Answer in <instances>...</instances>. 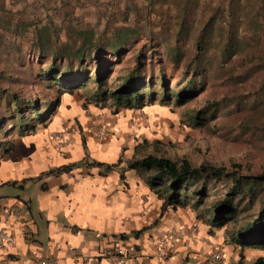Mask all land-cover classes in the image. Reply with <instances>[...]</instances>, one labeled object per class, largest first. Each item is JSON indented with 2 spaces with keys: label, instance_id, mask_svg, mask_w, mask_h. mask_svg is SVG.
<instances>
[{
  "label": "crops",
  "instance_id": "obj_1",
  "mask_svg": "<svg viewBox=\"0 0 264 264\" xmlns=\"http://www.w3.org/2000/svg\"><path fill=\"white\" fill-rule=\"evenodd\" d=\"M178 1L0 0V18L7 21L6 32L24 25L32 33V27L48 24L111 39L124 28L163 31L167 25L160 23ZM82 104L77 93L62 94L50 122L13 137L12 151L0 158V227L15 239L0 248V264H39L41 257L45 264H108L98 251L115 240L129 256L126 264H204L219 247L225 264L232 256L222 228L210 230L186 207L163 206L146 183L147 173L126 167L136 143L131 131L140 133L129 114L144 110L111 114L108 105ZM73 162L78 165L68 172L42 175ZM15 187L28 189L27 196ZM160 249L167 254L158 256ZM259 250L243 253L263 256Z\"/></svg>",
  "mask_w": 264,
  "mask_h": 264
},
{
  "label": "trees",
  "instance_id": "obj_2",
  "mask_svg": "<svg viewBox=\"0 0 264 264\" xmlns=\"http://www.w3.org/2000/svg\"><path fill=\"white\" fill-rule=\"evenodd\" d=\"M180 1L185 0H179V4ZM232 2L229 0V5ZM222 7L217 6L204 19L188 46L185 40L194 25L184 19L192 17L194 11L187 16L179 11L173 38L166 36L168 30L143 34L134 28L119 30L111 39L93 38L87 30L48 24L32 27V33L18 24L6 32L7 21L0 18V136L4 137L0 139V158L12 151L13 137L31 134L50 122L62 94L77 93L83 106L108 105L111 114L141 109L155 99L160 104L172 100L179 104L204 88L207 71L212 68L218 69L231 82V90L234 89L247 76L234 73L231 59L244 52L250 43L239 37L240 23L234 20V9L224 15ZM220 16L227 21L216 27L214 17ZM254 28L259 29L258 25ZM138 44L131 55V64L114 72L113 68L122 63L123 54ZM257 57L261 62L256 67L263 68L264 55ZM250 59L247 53L246 60ZM174 71L178 75L168 77ZM22 72L29 73V78L18 76ZM19 81L39 83L52 91L54 97L48 98L43 91L40 98L32 97L28 90L21 89ZM258 91L254 94L264 96V85ZM244 110L253 114L244 116L236 126L224 123L223 119L210 124L223 114L231 118ZM255 110L253 101L247 104L241 95L231 93L186 110L181 121L193 128L204 126L209 132L228 127L226 130L234 131L236 139L261 130L260 122L255 121ZM147 146L142 139L136 146L141 155L127 161L126 167L147 173L146 183L163 206L188 207L209 229L235 221L237 227L227 233L228 243L240 251L264 249V166L255 171L249 161L194 164L188 157L172 158L149 152ZM91 164L101 165L94 160ZM77 165V162L63 164L42 175L68 172ZM111 166L105 164V168ZM253 264H264V257H257Z\"/></svg>",
  "mask_w": 264,
  "mask_h": 264
},
{
  "label": "rangeland",
  "instance_id": "obj_3",
  "mask_svg": "<svg viewBox=\"0 0 264 264\" xmlns=\"http://www.w3.org/2000/svg\"><path fill=\"white\" fill-rule=\"evenodd\" d=\"M212 2L214 5H207V0H185L180 1V4L176 3L174 9L171 6L170 19L166 18L167 20L160 23L161 25H167L163 30L164 32L168 30V32H166L167 34L163 33L169 38H173L175 17L178 15L179 11L180 15L185 13L184 15L186 16L189 11H194L195 13H193L192 17H186V19H184L186 21H191L194 25L192 27V32L189 33L185 40L188 46L192 42V38L196 33L195 31L201 26L204 19L213 14L212 12L216 10L215 8H217V6H223L221 10L224 15L229 9H234L233 11L236 12L234 14V20L240 23L239 28L241 31L239 37L249 40L250 45L244 52L235 54L231 62L235 67L234 73H241L247 77L243 81H238L234 89L231 90V82L226 81L225 77L220 74L218 69L212 68L211 71H207L208 76L204 88L193 94L192 97L188 96L179 104H175L173 100L166 104H160L158 99H155L151 104H146L141 108L144 111L129 114L130 118L133 117L134 121H131H133V124H136V128L140 130V133L138 134L139 131L132 129V134L137 133L132 136L133 141L136 143H133L130 155L125 159V162L141 155V151L137 150L136 146L144 139L147 142L148 146L146 149L149 152H158L172 158L176 156L188 157L194 164L202 161L211 164H223L229 161L241 163L249 161L255 171L264 166V129H262V127H264V96L261 95L262 93L259 95L254 94L255 91L259 90L260 86L264 85V67H256L257 62H261L257 56L260 54L264 55V0H233L231 4L234 7L229 5V0H212ZM206 6H209V8L204 9ZM214 20L216 21V27H222L224 26V22L227 21V18L225 19V16H220L214 17ZM255 25H258V30L254 28ZM159 28L161 29L162 27ZM157 37H161L160 34H158ZM139 44L123 54L122 63L113 68L114 72L122 71L131 64V55L135 52ZM247 53L251 55L250 61L246 60ZM167 72H169V69H167ZM22 73L23 74H19L18 76L29 78V73ZM178 73V71H174L171 75L166 74L168 77H175ZM18 83L21 89L28 90L32 97L38 96L40 98V93L42 91L47 93L48 98L53 99L54 97L52 91L48 88L39 86V83H25L23 81H19ZM170 83L171 82L168 81V86H170ZM231 93L241 95V98L244 99L247 104L251 101L255 103V121H257V123L260 122V131H257L253 135L245 134L233 139L234 131L229 132L226 130L228 127L220 129L215 128L213 132H209L204 126L193 128L182 123L186 110L196 108L210 98H220ZM109 112L111 113V111ZM252 114L253 111L250 110L239 112L231 118H226L227 116L223 114L210 124H217L223 119L224 123H231V125L236 126L244 116ZM138 124L140 126H138ZM1 138L4 137L0 136V139ZM4 140H6V138ZM39 183L40 180L36 182V185L38 186ZM31 185L35 186L33 182ZM29 187L31 186L29 185ZM7 188L11 187L9 186ZM14 190L18 192L20 196H27L28 189L25 192L15 187ZM35 190L32 189L30 190L31 192H28L34 193ZM33 196L34 194L32 197ZM193 213L195 216V212ZM195 219L198 218L195 217ZM198 220H200V218ZM236 227L237 222L235 221L221 227L222 238L224 242L226 241L227 244L230 245V255L232 256L229 260H225V264H253V261L257 257H264V249H260L256 252L257 254H263V256L249 257L247 254L248 251L243 253V250L240 251L238 247L228 243L227 233ZM219 251L222 255L220 247Z\"/></svg>",
  "mask_w": 264,
  "mask_h": 264
},
{
  "label": "built area",
  "instance_id": "obj_4",
  "mask_svg": "<svg viewBox=\"0 0 264 264\" xmlns=\"http://www.w3.org/2000/svg\"><path fill=\"white\" fill-rule=\"evenodd\" d=\"M15 242L14 237L4 227H0V248H7L12 246ZM158 256H165L166 250L160 249L156 252ZM98 257L103 259L108 264H126L129 256L120 247L118 241H113L111 245L106 246L98 251ZM222 255L218 249H216L211 255L205 258L204 264H220ZM46 258L41 257L38 260L39 264H45Z\"/></svg>",
  "mask_w": 264,
  "mask_h": 264
}]
</instances>
